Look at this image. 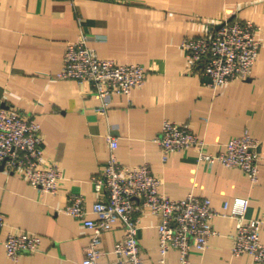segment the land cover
I'll use <instances>...</instances> for the list:
<instances>
[{
    "label": "crops",
    "instance_id": "1",
    "mask_svg": "<svg viewBox=\"0 0 264 264\" xmlns=\"http://www.w3.org/2000/svg\"><path fill=\"white\" fill-rule=\"evenodd\" d=\"M234 18L260 28L262 48L251 77L213 90L187 70L180 44ZM81 33L98 57L139 64L146 71L145 84L129 96H114L105 116L95 112L98 102L88 84L57 76L65 46ZM0 108L34 118L44 160L58 165L64 176L61 191L50 195L0 169L2 237L9 229L41 237L39 250L16 263L0 245V264L82 263L89 230L63 209L72 193L84 195V206L91 209L96 195L90 179L108 158L107 135L118 141L120 162L152 167L165 195L210 198L221 214L231 212L235 198H246V217L264 220V0H0ZM164 120L188 121L204 141V151L212 154L248 131L260 142L258 183L251 185L237 169L198 163L193 148L162 163L153 139ZM156 223L147 216L139 232L145 264L159 260ZM214 225L218 235L204 251L190 253V264H253L249 255L231 256L232 220L222 216ZM121 235L119 229L104 234L102 263L113 258ZM260 239L264 242V230ZM166 264H178L175 252L167 255Z\"/></svg>",
    "mask_w": 264,
    "mask_h": 264
},
{
    "label": "built area",
    "instance_id": "2",
    "mask_svg": "<svg viewBox=\"0 0 264 264\" xmlns=\"http://www.w3.org/2000/svg\"><path fill=\"white\" fill-rule=\"evenodd\" d=\"M259 31L257 25L234 18L224 19L208 35L184 38L180 47L187 70L198 74L202 84L213 90L235 80L248 79L262 48L257 38ZM88 41L81 33L76 41L65 46L62 69L57 76L88 84L91 97L98 102L95 112L105 116L114 96H129L145 84L146 71L139 64H118L113 59L98 57ZM105 141L108 158L90 179L96 195L91 209L85 208L81 193L70 194L63 209V213L82 222L89 230L81 264H145L139 232L147 216L157 220V264H166L170 252L177 254L178 264H190V253L204 251L209 239L218 235L214 221L222 216L234 224L231 256L249 255L253 264H264V242L260 239L264 220L246 217L248 199L235 198L231 212L221 214L210 198H199L192 193L184 199L169 197L160 192L161 181L149 164L120 162L115 155L117 139L107 135ZM153 142L160 149L162 163L173 153L193 148L198 163L208 168L219 165L237 169L251 185L259 181L260 142L248 131L229 140L222 151L212 154L204 151V141L195 135L188 121L164 120ZM0 166L43 193L57 195L62 189V169L44 160L39 124L31 115L14 108H0ZM5 227L4 216L0 214V245L13 263L21 255L39 250L40 236L9 229L2 237ZM115 229L122 235L112 247L113 258L102 263L106 255L101 250L103 236Z\"/></svg>",
    "mask_w": 264,
    "mask_h": 264
},
{
    "label": "water",
    "instance_id": "3",
    "mask_svg": "<svg viewBox=\"0 0 264 264\" xmlns=\"http://www.w3.org/2000/svg\"><path fill=\"white\" fill-rule=\"evenodd\" d=\"M0 169L2 170V166H0Z\"/></svg>",
    "mask_w": 264,
    "mask_h": 264
}]
</instances>
